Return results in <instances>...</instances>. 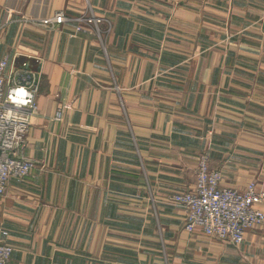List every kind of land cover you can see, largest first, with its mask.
<instances>
[{
	"label": "crops",
	"instance_id": "0c3cea01",
	"mask_svg": "<svg viewBox=\"0 0 264 264\" xmlns=\"http://www.w3.org/2000/svg\"><path fill=\"white\" fill-rule=\"evenodd\" d=\"M89 5L105 50L21 21ZM0 25L8 68L26 54L42 77L23 148L40 167L0 196L11 264H264V224L236 247L166 201L204 151L222 185L264 184V0H0Z\"/></svg>",
	"mask_w": 264,
	"mask_h": 264
},
{
	"label": "built area",
	"instance_id": "2783aa9c",
	"mask_svg": "<svg viewBox=\"0 0 264 264\" xmlns=\"http://www.w3.org/2000/svg\"><path fill=\"white\" fill-rule=\"evenodd\" d=\"M87 9L91 12L86 18H93L96 26H84L82 13L74 18L78 22L76 29L90 30L99 38L105 50L103 38L108 30L101 28L98 23L104 22L106 17L96 14L91 6ZM38 19L39 24L47 28H54L69 20L64 12ZM32 20L25 18L23 22L31 24ZM4 34L5 26L0 25V47ZM8 66L9 56L3 55L0 58V196L5 194L11 179L23 181L40 167L37 160L23 153L32 120L38 110L40 76L30 68L28 61L21 67ZM21 86L32 93L27 105L15 104L11 100L10 93ZM64 109V105L57 108L55 120H62ZM223 179V171L211 168L209 152L204 151L199 155L195 187L173 193L166 201L184 210V228L187 231L193 232L200 228L208 236L239 247L245 242L249 229L264 224V210L260 208L264 203V184L253 180L241 189L222 185ZM152 202L155 203V200ZM10 237V229L0 223V264H11L14 247Z\"/></svg>",
	"mask_w": 264,
	"mask_h": 264
},
{
	"label": "rangeland",
	"instance_id": "374dc122",
	"mask_svg": "<svg viewBox=\"0 0 264 264\" xmlns=\"http://www.w3.org/2000/svg\"><path fill=\"white\" fill-rule=\"evenodd\" d=\"M90 6V5H89ZM89 6H87V7H85L84 8V10L81 12V13H79L78 15H75V16H69V15H67V13H65V15L69 18V20L68 21H66V22H70V21H72V22H75V24H76V27H78L77 26V24H78V22L74 19L75 17H77V16H79L80 14H82V13H84V15H83V17L85 18V21H83L84 22V26H86V27H88V28H93V27H95L96 26V24H95V20L93 19V18H91V19H87V18H89V14H90V10L89 9H87ZM59 12H63V11H59ZM95 12V11H94ZM96 13V12H95ZM96 14H99V13H96ZM54 15V14H53ZM49 17H51V16H49ZM87 17V18H86ZM47 18V17H46ZM23 19H25V17H23L22 19H21V21L23 22ZM29 19H33L32 20V22H31V25L32 26H34V25H40V26H45V25H41V24H39V22L37 21V20H39L38 18H29ZM66 22H64V23H66ZM63 23V24H64ZM108 23H110V24H112L111 23V21L109 20V18H107L106 17V20L104 21V22H101V23H98V25L99 26H101V28H103V29H105V30H108V31H110L111 30V25H109ZM63 24H60V25H63ZM60 25H58V26H60ZM108 28H110V29H108ZM102 29V30H103ZM77 30V29H76ZM81 30H84V29H80V31ZM107 31V32H108ZM106 32V33H107ZM18 54L19 55H21L22 56V54H20V52H17V56H18ZM20 57V56H19ZM23 57H26V58H24L23 60H20V61H18V59H15L14 60V63L12 64V66H15V67H21V65L24 63V62H29V66H30V68L33 70V71H35V72H37L38 74H39V76H40V81H41V73L37 70V69H35V68H33V66H32V62H31V60H30V57L31 56H27L26 54L23 56ZM11 66V67H12ZM41 83V82H40ZM38 93H39V87H38ZM37 97H38V94H37ZM37 104H38V99H37ZM61 105H64V107H66V105L65 104H60L59 106H61ZM58 106V107H59ZM38 111H39V104H38V110H37V113H38ZM56 113H57V111H56ZM31 125H32V123H31ZM31 128V127H30ZM9 184V183H8ZM7 188H8V186H7ZM7 191V190H6ZM150 200H153L152 198L150 199ZM153 203V202H152ZM154 204V203H153ZM2 224V223H1Z\"/></svg>",
	"mask_w": 264,
	"mask_h": 264
},
{
	"label": "clouds",
	"instance_id": "9594fccd",
	"mask_svg": "<svg viewBox=\"0 0 264 264\" xmlns=\"http://www.w3.org/2000/svg\"><path fill=\"white\" fill-rule=\"evenodd\" d=\"M10 96L13 103L27 105L31 101L32 93L26 87L21 86L18 89H14Z\"/></svg>",
	"mask_w": 264,
	"mask_h": 264
}]
</instances>
